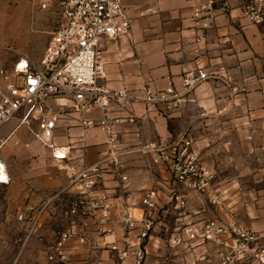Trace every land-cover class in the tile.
<instances>
[{"label":"crops","instance_id":"1","mask_svg":"<svg viewBox=\"0 0 264 264\" xmlns=\"http://www.w3.org/2000/svg\"><path fill=\"white\" fill-rule=\"evenodd\" d=\"M196 1L123 0L130 34L102 41L106 84L113 89L160 90L181 86L188 72H207L210 78L178 110L135 104L133 120L116 125L114 143L102 128L81 126L75 115L60 116L50 143L67 149L64 160L55 159L51 145L35 136L37 121L15 118L0 128V158L10 178L0 183V221L17 220L28 204L43 205L40 232L49 233L58 222L60 231L75 232L64 247L69 264H120L102 243L99 210L95 217L69 214L72 201L82 196L79 184L71 182L74 174L118 149L129 152L104 165L100 183L88 196L107 198L112 205L107 227L121 238L126 209L138 210L145 191L158 190L156 226L147 245L152 263L168 256L175 264H218L222 254L235 249L234 240L224 236L201 244L184 230L208 219L227 222L229 213L264 236V27L234 8L201 29L192 20ZM100 117V111L90 115ZM183 132L193 140L200 164L213 174L212 188L223 193L224 208L213 204L209 194L178 183L166 168L154 166L151 173L140 164L139 158L146 157L140 147L172 141ZM173 191L185 195L186 208L177 207Z\"/></svg>","mask_w":264,"mask_h":264},{"label":"built area","instance_id":"2","mask_svg":"<svg viewBox=\"0 0 264 264\" xmlns=\"http://www.w3.org/2000/svg\"><path fill=\"white\" fill-rule=\"evenodd\" d=\"M62 5L60 25L52 33L40 62L35 64L22 59L15 64L13 76L0 80V128L15 118L29 124L35 120L39 124L35 136L51 145L60 116L75 115L81 126L102 128L114 143L116 125L133 120L135 104L178 110L188 96L210 78L207 72L198 70L188 72L181 86L170 85L160 90L146 87L140 93L110 88L106 84L108 72L102 41L130 34L132 22L123 0H63ZM234 8L240 9L242 16L253 24L264 27V0H197L192 8V20L196 26L207 30L219 14H228ZM262 95L264 98V86ZM95 111L101 112L98 120L90 118ZM51 147L55 159L67 157V149ZM139 151L149 156L152 163L166 168L184 187L200 194L207 193L213 204L225 207L223 193L213 190V174L200 164L187 132L163 144L143 145ZM126 152L129 150L117 149L74 174L71 182L79 184L82 196L72 201L69 214L95 217L99 210L102 243L120 264H175L168 256L152 263L147 250L156 226L157 189L145 191L138 210L126 209L121 218V238H117L115 229L107 227L112 221V205L107 198L88 196V192L100 183L104 165L110 161L116 163ZM9 182L7 166L0 158V183ZM172 196L177 207L186 208L184 194L173 191ZM44 211L43 205L28 204L19 212L17 220L26 223L32 233L41 223ZM184 231L189 240L201 244L218 241L224 236L234 240L235 249L222 254L218 264H264V236L240 223L232 213L227 222L208 219L200 227H186ZM74 235L72 228L58 232L49 259L69 264L64 247ZM108 235L114 239L105 240Z\"/></svg>","mask_w":264,"mask_h":264},{"label":"rangeland","instance_id":"3","mask_svg":"<svg viewBox=\"0 0 264 264\" xmlns=\"http://www.w3.org/2000/svg\"><path fill=\"white\" fill-rule=\"evenodd\" d=\"M62 1L0 0V80L13 76L15 64L22 59L40 62L52 33L60 25ZM139 162L151 173L158 166L147 156ZM249 184L246 179L245 185ZM41 223L30 233L27 224L19 220L0 221V264H59L49 259L50 248L60 232L59 222L50 227L49 233L38 230L43 229Z\"/></svg>","mask_w":264,"mask_h":264}]
</instances>
